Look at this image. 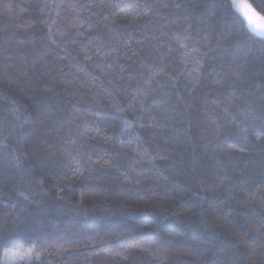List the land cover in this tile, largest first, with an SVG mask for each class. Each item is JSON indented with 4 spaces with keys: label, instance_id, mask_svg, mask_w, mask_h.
<instances>
[{
    "label": "trees",
    "instance_id": "obj_1",
    "mask_svg": "<svg viewBox=\"0 0 264 264\" xmlns=\"http://www.w3.org/2000/svg\"><path fill=\"white\" fill-rule=\"evenodd\" d=\"M262 41L231 0H0V264H264Z\"/></svg>",
    "mask_w": 264,
    "mask_h": 264
},
{
    "label": "snow or ice",
    "instance_id": "obj_2",
    "mask_svg": "<svg viewBox=\"0 0 264 264\" xmlns=\"http://www.w3.org/2000/svg\"><path fill=\"white\" fill-rule=\"evenodd\" d=\"M231 7L238 13H242L244 18L248 20V29L255 35H259L264 38V16L255 14L252 10V6L249 4H237L236 0H231ZM255 16V19L253 18ZM259 21L257 26L256 21ZM264 42V41H262Z\"/></svg>",
    "mask_w": 264,
    "mask_h": 264
},
{
    "label": "rangeland",
    "instance_id": "obj_3",
    "mask_svg": "<svg viewBox=\"0 0 264 264\" xmlns=\"http://www.w3.org/2000/svg\"><path fill=\"white\" fill-rule=\"evenodd\" d=\"M236 3L237 4H249V2L247 1V0H236ZM250 5V4H249ZM252 10H253V12L255 13V14H258L259 16H261L258 12H256L255 10H254V8L252 7ZM242 14V13H241ZM243 15V14H242ZM244 17V16H243ZM254 19H255V16L253 17ZM246 20V22H247V24H248V20L247 19H245ZM256 23H257V26H259V21L257 20L256 21Z\"/></svg>",
    "mask_w": 264,
    "mask_h": 264
}]
</instances>
